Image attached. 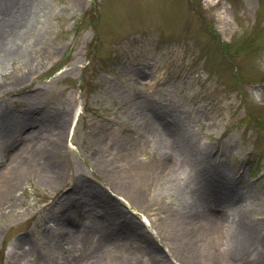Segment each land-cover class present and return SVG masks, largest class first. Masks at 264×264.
<instances>
[{"label":"rangeland","instance_id":"374dc122","mask_svg":"<svg viewBox=\"0 0 264 264\" xmlns=\"http://www.w3.org/2000/svg\"><path fill=\"white\" fill-rule=\"evenodd\" d=\"M46 5L31 41L35 53L0 60V111L46 114L38 119L45 121L42 129L24 126L8 143L0 137L4 167L24 147L38 149L32 171L11 189L0 188V264H87L106 250L100 236L114 222L108 231L132 240L118 251L123 258L116 264H188L184 256L203 233L185 246L166 226L196 204L206 180L232 203L234 192L239 194L264 239V0ZM28 68L31 77L10 92ZM76 111L74 134L68 136ZM167 125L179 135V171L163 166L153 150L160 146L166 153L169 137L155 139L147 131ZM62 130L57 160L63 178L48 184L37 172L54 170L50 147ZM125 143L149 170L160 167L164 177L175 178L178 188L168 189L169 195L161 189L162 202L149 198L142 208L114 190L112 173L120 170L121 182L129 173L118 157L117 147ZM69 200L77 202V211H68ZM204 207L199 204L200 211H214L210 202ZM29 246L34 255L26 253Z\"/></svg>","mask_w":264,"mask_h":264},{"label":"bare ground","instance_id":"6f19581e","mask_svg":"<svg viewBox=\"0 0 264 264\" xmlns=\"http://www.w3.org/2000/svg\"><path fill=\"white\" fill-rule=\"evenodd\" d=\"M77 1L78 0H76V2ZM46 4L47 0H0L1 62H14L17 57L25 58L35 53L37 43L31 44V41L32 38L35 37L34 28L39 24L41 19L40 15L45 11L47 7ZM33 72L31 68H28L23 75L19 76L18 79L9 86L8 90L12 92L16 90L17 87L24 85ZM3 88L0 81V91ZM45 115V113L42 115H35L34 112L32 113L30 110V112L23 115L10 116L5 111H0V137L4 142L8 143V140L15 137L16 134L20 132L18 130H21L24 126L33 127L36 125L41 126L42 129L45 121L44 119H38ZM77 118L78 111L74 112L72 116L67 131L68 136H73ZM163 129L165 130L158 131L156 127H150L147 130L149 133L153 134L152 136L155 137V139H160L163 134L169 137V139H167L169 140L167 145H170V149L167 148V154L160 151V146H158L153 149L156 152L155 156H157L159 160L165 161V163L162 164L163 166H168L173 170L179 171L183 167L182 163L184 162L181 149L174 144L175 137L179 135L170 128V125H167V127ZM63 137L64 132L62 130L58 138H56L58 141L50 147L52 153L51 160L56 169L54 168V170L48 171L44 166L45 170L37 172L42 182L57 185L63 178L61 164L59 160H57ZM4 142L2 143L3 145ZM33 147L32 145L27 148L24 147L22 152L12 156L13 153L11 155L12 157L10 156V158H12L11 161L6 164L5 167L6 160L0 159V188L3 191L11 189L13 185H15V182L20 179L21 175L24 173L29 174V172L32 171L30 163L32 162L31 158L38 151V149H33ZM117 148L120 149L118 157L128 164L126 167L129 173L122 177V179L125 178L122 182L120 180L121 176L119 175L120 170L112 173L111 178L114 183V190L131 200L136 206L144 208L149 202V198L155 202H158L157 199H160L159 202H162L164 197L163 193L165 192L161 189L168 190L178 188L175 183V178L170 174L164 177L163 175L166 173H164L160 167H151L153 170H149L148 166L138 162L136 155H134L135 153L131 152L133 148L132 144L125 143L121 148ZM30 154L31 157L28 158ZM155 169L160 170L158 171L160 173L156 176H152ZM147 177L148 180L146 179ZM151 187L155 190L149 191ZM200 191L201 192L197 194L198 199L196 204L191 203L187 210L185 209V211L177 212L175 219L166 226L173 232L174 237L185 246L191 245L194 239L200 235L199 233H203L202 242L195 245V250H191L192 254L184 256L186 257L187 263L219 264L217 259H221L223 264H226V262H229L228 264H264V250L261 249V246L264 245L262 228L255 222L256 220L252 218L245 208L241 206L242 200H240L239 194L234 192L235 201L233 204L232 201L226 197L227 195L224 193V190L218 188L213 183H209L207 180L204 182ZM167 194L169 195L171 192L168 190ZM65 199H69V197ZM208 202L214 205V211H200L199 204H201L202 208H205L204 205ZM68 205L70 209L68 210L69 212H71L72 209V211H77V202L69 200ZM239 207H241V209H239ZM189 213H193L191 214L192 216ZM187 214H189V218H186ZM236 217H240V220L237 221ZM129 222L130 220H126L125 224H129ZM114 224L115 222L113 225ZM132 224L133 222H131L130 225ZM113 225L108 227V229L113 228ZM136 227L135 231L137 233L141 232L139 228L140 224L138 226L136 225ZM108 229H106V234H101L100 236L101 243L107 245L106 250H101L92 260L90 259L87 264H116L120 258H123V256L117 254L118 251L122 250L127 243L128 246H132V240L128 235H126V237L115 236L117 234L113 231H108ZM224 237L226 238L224 239ZM257 252L260 255L258 257L254 255L253 257V254ZM26 253L34 255L33 248L29 246ZM70 255H72V253H70ZM36 256V260L43 261V259L39 258L38 254ZM32 264H34V262Z\"/></svg>","mask_w":264,"mask_h":264},{"label":"trees","instance_id":"16d2710c","mask_svg":"<svg viewBox=\"0 0 264 264\" xmlns=\"http://www.w3.org/2000/svg\"><path fill=\"white\" fill-rule=\"evenodd\" d=\"M224 45H226V46H227V44H224Z\"/></svg>","mask_w":264,"mask_h":264}]
</instances>
